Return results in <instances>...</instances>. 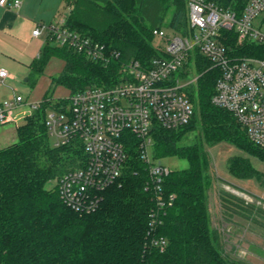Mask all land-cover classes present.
Segmentation results:
<instances>
[{
    "label": "trees",
    "instance_id": "obj_1",
    "mask_svg": "<svg viewBox=\"0 0 264 264\" xmlns=\"http://www.w3.org/2000/svg\"><path fill=\"white\" fill-rule=\"evenodd\" d=\"M212 1L241 5V0ZM65 5L69 30L117 53L107 62L95 61L54 44L49 37L30 62L29 76L40 74L50 57H59L63 67L52 81L69 89V95L119 82L121 67L130 60L147 66L158 55L152 44L153 28L166 25L186 32V0H65ZM193 55L197 79L185 87L194 107L191 118L177 129L155 125L152 130L155 159L176 156L188 163L185 168L170 169L162 178L163 197L172 195V203L158 208L147 164L139 155L135 137L127 134L122 173L102 191L95 210L79 214L68 207L59 197L57 180L80 166L84 153L78 142L51 144L45 115L52 100L44 97L15 126L17 140L0 147V264H249L228 256L221 249L220 232L211 226L207 199L210 162L205 147L225 141L245 152L247 156H229L226 168L232 176L252 178L263 188L264 172L248 156L264 161V149L248 139L230 112L211 102L219 71L197 50ZM61 101L66 103L67 97ZM197 128V140L180 142L186 131ZM219 197L229 215L240 214L264 228L262 206L224 191ZM155 217L159 222L153 225ZM152 237L165 239L162 250L151 242Z\"/></svg>",
    "mask_w": 264,
    "mask_h": 264
},
{
    "label": "built area",
    "instance_id": "obj_2",
    "mask_svg": "<svg viewBox=\"0 0 264 264\" xmlns=\"http://www.w3.org/2000/svg\"><path fill=\"white\" fill-rule=\"evenodd\" d=\"M20 0H0V5L19 7ZM185 33L161 27L152 34L163 41L158 55L147 66L130 60L121 67V77L109 86H90L52 101L45 125L54 146L78 142L84 160L57 180L61 200L79 214L95 210L101 193L121 175L127 158L124 137H135L141 159L147 164L150 186L158 208L170 205L172 195L163 197L161 181L170 170L152 156V130L155 125L177 129L193 114V104L185 87L197 79L193 52L197 50L219 71L211 102L230 112L242 125L248 139L264 149V0H241L228 6L212 0H186ZM51 40L95 61L107 62L117 53L104 44L65 26V17L49 26ZM39 29L32 31L37 35ZM229 39L233 40L231 44ZM0 68V79L7 76ZM27 102L15 94L0 102V125L25 118L31 110L17 115L14 110ZM156 215V214H155ZM153 225L157 217L151 220ZM160 250L163 237L150 238Z\"/></svg>",
    "mask_w": 264,
    "mask_h": 264
},
{
    "label": "rangeland",
    "instance_id": "obj_3",
    "mask_svg": "<svg viewBox=\"0 0 264 264\" xmlns=\"http://www.w3.org/2000/svg\"><path fill=\"white\" fill-rule=\"evenodd\" d=\"M59 2L58 6L53 8L54 14L51 8L52 0H29V6L33 13L38 12V15L48 16L46 19L52 21V24H56L68 10L65 0H59ZM169 14L170 12L168 11L166 18ZM37 21L42 22L41 19ZM161 29L167 33L173 32L166 25L161 26ZM260 29L264 32V25ZM152 44L154 47H162L163 41L155 36ZM31 46L29 45L28 48H31ZM0 65L6 67L2 68L9 74L3 82L0 81V96L2 98L0 101L10 100L15 94H19L27 102V104L24 103L14 110L17 115L30 111L29 103L39 102L44 97L57 101L60 98L68 97L70 93L65 86L55 84L52 81V77L58 75L63 67V60L59 57H50L44 65L42 73L32 82L28 80L30 73L28 66L21 62L17 56L1 54ZM23 120V117H20L16 123L8 122L0 125V130L9 129V135L0 138V147L17 140L15 126L22 123ZM197 133L198 128L186 131L180 142L183 144L193 143L197 140ZM50 140L52 141L53 138L50 137ZM205 148L210 162L208 170L210 186L207 191L209 217L211 226L220 232L221 249L223 248L224 252L231 258H239L249 264H264V228L260 223L252 222L240 214L232 213L229 215L219 197L220 192L224 191L264 208V188L252 178L233 177L226 168V160L229 156L236 154L247 156V154L239 150L235 145L225 141L213 146H206ZM248 157L255 168L264 172V161L253 156ZM156 162L167 166L169 169H181L188 165L186 159L176 156L160 158ZM52 184L53 182L48 183V185ZM226 198L233 202L235 201V199L227 195ZM229 202H226V204L230 208H237L234 203ZM224 210L227 211V214Z\"/></svg>",
    "mask_w": 264,
    "mask_h": 264
},
{
    "label": "crops",
    "instance_id": "obj_4",
    "mask_svg": "<svg viewBox=\"0 0 264 264\" xmlns=\"http://www.w3.org/2000/svg\"><path fill=\"white\" fill-rule=\"evenodd\" d=\"M20 1L19 7L0 5V55L5 54L9 56L11 54L12 56H17L30 70V62L39 54L40 48L50 37L49 26L52 25V21L46 19L48 16L38 15V12L33 13L29 6V0ZM59 3V0H52V13L54 12L53 8H56ZM67 13L64 17H66ZM38 19H41L42 22H38ZM35 28L39 29L37 35L32 34ZM42 43L43 45H41ZM29 45H32L31 48H28ZM2 67L4 66L0 65V68ZM38 75L34 77L29 76L28 80L32 82ZM8 76L9 74L5 78ZM4 79H0V81L3 82ZM8 135L9 129L0 130V138Z\"/></svg>",
    "mask_w": 264,
    "mask_h": 264
}]
</instances>
